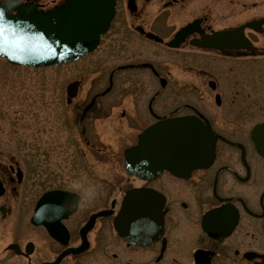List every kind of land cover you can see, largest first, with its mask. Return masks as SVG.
Here are the masks:
<instances>
[{
    "label": "flooded vegetation",
    "instance_id": "1",
    "mask_svg": "<svg viewBox=\"0 0 264 264\" xmlns=\"http://www.w3.org/2000/svg\"><path fill=\"white\" fill-rule=\"evenodd\" d=\"M12 1L42 11L63 0ZM187 24L188 33L168 45ZM104 34L123 62L109 66L104 89L74 104L78 134L101 123L103 134L116 128L121 139L131 141L134 131L159 118L194 114L207 119L216 136L214 159L187 176H124L122 190L135 182L162 195V231L145 246L118 238L119 248L110 250L115 239L97 249L94 226L84 239L79 236L85 219L71 225L79 206L62 220L68 237H51L33 222L44 191L80 189L64 177L48 186L46 169L35 160L39 154L27 153L23 164L0 147V264H46L82 243L85 249L67 252L55 264H264V251L251 242L264 237V154L255 147L264 144V0H114ZM161 51L169 55L160 58ZM117 76L114 103L106 96L114 92ZM80 87L79 79L76 95L68 103L64 97L66 105ZM88 176L96 177L91 171ZM204 219L216 225V236L204 229Z\"/></svg>",
    "mask_w": 264,
    "mask_h": 264
},
{
    "label": "rangeland",
    "instance_id": "2",
    "mask_svg": "<svg viewBox=\"0 0 264 264\" xmlns=\"http://www.w3.org/2000/svg\"><path fill=\"white\" fill-rule=\"evenodd\" d=\"M229 20L235 19L231 17ZM112 46L108 34H104L98 46L79 60L37 68L10 65L0 57V147L20 156L24 160L23 164L26 163L27 153L39 154L35 160L41 169H46L47 173L42 175L46 174L48 186L59 183L58 180L63 177L75 182V187L80 189L81 200L78 213L69 217L72 218V226L74 223H82L90 212L107 206L112 199L115 198L116 202L119 200L122 189L118 186L123 185L124 178L121 150L134 141V136L132 141L121 139L118 136L120 130L116 128H108L103 134L101 123L91 128L88 125L85 133L80 136L75 123L74 104L85 99L88 92L92 94L102 89L106 85L109 66L123 62L119 58L121 51ZM166 55L169 53L161 51L160 58ZM76 78L81 81L79 94L71 104L66 105L64 86ZM113 81L117 86L106 97L115 103L119 100L120 78L113 77ZM118 109L113 108L112 111ZM96 111L97 108H94L92 113ZM99 136L101 141H98ZM85 138L92 143V152L96 157L88 158L92 152L88 153ZM85 154L87 157L83 158ZM90 171L96 177H89ZM109 172L112 175L109 176ZM109 220V217H105L94 225L97 249L104 248L107 243L110 246L113 239L115 243L109 249L119 248V239ZM256 238L251 240L252 237H244L264 251V237Z\"/></svg>",
    "mask_w": 264,
    "mask_h": 264
},
{
    "label": "water",
    "instance_id": "3",
    "mask_svg": "<svg viewBox=\"0 0 264 264\" xmlns=\"http://www.w3.org/2000/svg\"><path fill=\"white\" fill-rule=\"evenodd\" d=\"M10 9L16 12L9 13ZM112 15L113 0H65L46 12L0 3V54L11 63L33 66L74 60L95 47ZM187 33L188 29L180 28L169 44H176ZM75 86L76 82L67 85L68 97L75 94ZM213 155L214 136L206 121L193 115L171 117L145 128L137 143L124 150V168L127 173L144 178L153 177L163 168L184 174L191 168L208 165ZM69 194L62 190L44 194L51 203L62 201L58 219L75 208L77 196L69 198ZM156 200L157 196L146 189L126 190L113 219L117 232L133 242L148 241L151 237H145L147 232L161 227V217L148 226L141 220V213ZM108 212L92 213L85 226ZM49 232L56 236L54 229L49 228Z\"/></svg>",
    "mask_w": 264,
    "mask_h": 264
}]
</instances>
